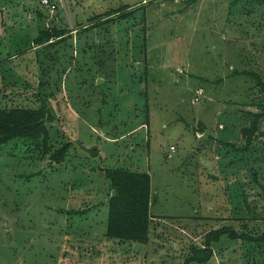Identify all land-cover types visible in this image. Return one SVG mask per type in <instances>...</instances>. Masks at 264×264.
Listing matches in <instances>:
<instances>
[{
  "label": "rangeland",
  "instance_id": "obj_1",
  "mask_svg": "<svg viewBox=\"0 0 264 264\" xmlns=\"http://www.w3.org/2000/svg\"><path fill=\"white\" fill-rule=\"evenodd\" d=\"M187 1L0 0V108L36 107L42 87L53 115L47 151L41 140L0 146V264H183L221 225L264 232V139L247 162L215 150L243 147L241 127L261 112L248 73L264 83V31L249 13L227 22L228 0ZM135 5L145 20L120 17ZM50 27L66 37L47 79L31 42ZM68 140L67 160L51 161ZM116 166L150 175L145 243L105 236L100 167ZM227 240L205 264H264V244Z\"/></svg>",
  "mask_w": 264,
  "mask_h": 264
},
{
  "label": "trees",
  "instance_id": "obj_2",
  "mask_svg": "<svg viewBox=\"0 0 264 264\" xmlns=\"http://www.w3.org/2000/svg\"><path fill=\"white\" fill-rule=\"evenodd\" d=\"M228 1L226 12L227 22L232 23L237 19L241 20L242 16L249 13L251 14L250 18L252 19L251 22L254 25V28L256 30L264 31V0ZM197 3L198 0H188L185 3L183 10L190 5H196ZM145 14L144 6L135 5L130 12L120 15V17L127 18L134 15L135 19H138L140 15V17L145 20ZM106 15L109 16L111 13H107ZM109 18L112 19L111 17ZM109 18L107 17L105 20H110ZM92 28L93 26L86 30ZM65 37L66 31L64 29H59L58 27L43 28L38 31L31 42L32 45H35L32 49L35 52L36 62L40 66L39 69L45 74L47 79L53 74L51 68L48 67L49 62L54 64L57 60V57L55 58L57 54L56 49L58 45L65 43ZM29 48H31V46H29ZM52 48L54 50H51ZM44 56H46L45 59H43ZM248 74H252V77L257 80L261 91L264 92V83L261 82L258 74H254L253 72ZM56 76L57 75L55 74V78ZM43 81L45 82V80ZM55 81H57V78ZM38 96L40 102L36 107L15 106L0 108V146L3 147L16 140H41L45 151L48 150L49 127L45 121L46 107L48 104L45 98L46 91L42 87L38 90ZM259 102L261 112L254 116V119L249 125L241 127L240 129V137L245 142V145L237 148L232 144H224L223 141L217 142L215 150L221 153L222 156L223 154L226 155L232 153L239 158L240 155L245 152V162L254 156L253 151L249 149L251 143L258 139H264V128L260 125V119H262L264 115V97H262ZM72 144L73 143L70 140L62 143L50 154V160L58 163L67 160L66 155L68 154V148ZM222 159H224V157L219 159V161ZM100 168L103 170L104 176L110 184V192L108 193L106 203L107 220L105 236L109 239H115L118 241L147 242L152 222L150 205L153 202L149 173L146 171H136L117 166ZM256 180L257 179H255L254 182H256ZM234 187L236 189L237 187L240 189L243 188L242 186ZM113 190L115 191L114 195H112ZM241 201L245 204L246 198L241 199ZM237 209L238 207H235V213H237ZM58 211H66L68 213L76 212L62 208L58 209ZM241 212L236 215L237 219L245 218L244 216H241ZM223 236H226L230 241L245 240L264 244V232L260 234H252L246 231L239 232L231 225H221L220 227L211 229L205 233L203 244L201 246L191 247L190 254L185 258L183 264L207 263L211 259L214 249L221 243H224V241L221 242Z\"/></svg>",
  "mask_w": 264,
  "mask_h": 264
},
{
  "label": "water",
  "instance_id": "obj_3",
  "mask_svg": "<svg viewBox=\"0 0 264 264\" xmlns=\"http://www.w3.org/2000/svg\"><path fill=\"white\" fill-rule=\"evenodd\" d=\"M52 119H53V115H52L50 109L47 108L45 121H50ZM75 143H77V145H78V147H80V149L87 152L91 156L98 154V150H97L98 146L97 145H92L90 147H86V146L80 144L78 141H75ZM114 194H115V191L113 190L112 195H114Z\"/></svg>",
  "mask_w": 264,
  "mask_h": 264
},
{
  "label": "built area",
  "instance_id": "obj_4",
  "mask_svg": "<svg viewBox=\"0 0 264 264\" xmlns=\"http://www.w3.org/2000/svg\"><path fill=\"white\" fill-rule=\"evenodd\" d=\"M42 2H43V4H45V5H49V0H42ZM171 147V149H173V145H171L170 146Z\"/></svg>",
  "mask_w": 264,
  "mask_h": 264
},
{
  "label": "crops",
  "instance_id": "obj_5",
  "mask_svg": "<svg viewBox=\"0 0 264 264\" xmlns=\"http://www.w3.org/2000/svg\"><path fill=\"white\" fill-rule=\"evenodd\" d=\"M152 220H155L154 218H152ZM158 221L160 220V219H157Z\"/></svg>",
  "mask_w": 264,
  "mask_h": 264
}]
</instances>
